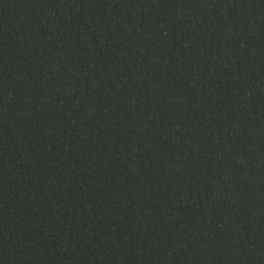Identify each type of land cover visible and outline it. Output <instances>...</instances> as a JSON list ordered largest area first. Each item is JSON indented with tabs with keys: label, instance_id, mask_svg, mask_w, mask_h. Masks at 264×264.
<instances>
[{
	"label": "water",
	"instance_id": "water-1",
	"mask_svg": "<svg viewBox=\"0 0 264 264\" xmlns=\"http://www.w3.org/2000/svg\"><path fill=\"white\" fill-rule=\"evenodd\" d=\"M0 264H264V0H0Z\"/></svg>",
	"mask_w": 264,
	"mask_h": 264
}]
</instances>
